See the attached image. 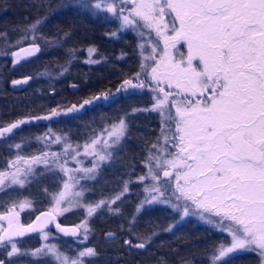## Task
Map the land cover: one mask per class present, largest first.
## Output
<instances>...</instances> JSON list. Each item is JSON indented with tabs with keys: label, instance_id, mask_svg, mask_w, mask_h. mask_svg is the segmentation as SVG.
<instances>
[{
	"label": "snow or ice",
	"instance_id": "6c2138e0",
	"mask_svg": "<svg viewBox=\"0 0 264 264\" xmlns=\"http://www.w3.org/2000/svg\"><path fill=\"white\" fill-rule=\"evenodd\" d=\"M74 6L93 16L103 13L105 18L118 21L117 29L109 34L112 37L125 29L138 34L141 62L117 92L135 94L129 90L149 89L151 107L132 111L153 112L160 117V133L147 148L144 160L147 172L137 178L141 183L150 180L151 184L143 189L146 195L135 208L129 231L142 210L156 204L169 205L180 220L198 216L227 234L226 241L205 254L209 264H231L236 256L246 253L257 254L259 264H264V0H75ZM47 18L37 17L30 24L12 29L20 35L17 45L31 37L29 47L11 53L14 63L21 60L22 54L40 51L36 34ZM70 36L71 32L65 31L51 41L42 35L39 39L59 43ZM0 37L8 47V33H0ZM181 46H186V51H181ZM87 51L91 57L97 49L90 46ZM26 82L15 80L13 84ZM114 95L101 92L78 106L53 108L44 116L0 124V139L7 142L21 126L79 112ZM129 132L128 123L120 118L91 137L82 146L83 153L79 151L81 145L73 148L61 136L49 139V133L36 139L46 144L63 143L61 153L41 151L29 157L17 153L6 159L0 170V192L13 186L25 188L45 175L59 179L55 190L43 189L51 207L32 223L25 225L20 220V211L32 208L31 199L2 205L0 253L5 258L0 264L5 260L15 264L13 258L21 257L37 258L33 264L43 260L85 264V258L99 256L94 247L70 256L56 244L44 243L35 249L18 245L23 244L22 238L38 231L47 241L49 233L44 227L73 209H82L85 219L70 228L59 223L55 227L64 236L81 241L88 239V221L93 216L102 211L122 215L119 206H112L128 193V184L133 181H123L120 192L112 197L89 202L85 200L91 190L80 182L97 179L102 165L116 162L113 153L122 150ZM7 147L20 150L22 145ZM81 156L92 157V166H68L70 161L82 164ZM41 164L44 171L37 170ZM178 223L164 231L171 232ZM155 235L158 233L153 231L143 240L136 237L140 242L135 245L130 240L124 243L129 248L145 249ZM106 237L115 238V233H106Z\"/></svg>",
	"mask_w": 264,
	"mask_h": 264
},
{
	"label": "trees",
	"instance_id": "16d2710c",
	"mask_svg": "<svg viewBox=\"0 0 264 264\" xmlns=\"http://www.w3.org/2000/svg\"><path fill=\"white\" fill-rule=\"evenodd\" d=\"M27 5L26 9L22 0L17 5L15 2L9 6L0 4V33L7 32L9 35L8 47H5V41L0 37V124L27 116H44L53 108L62 110L73 104L78 106L83 100L91 99L101 92L115 95L108 101L85 106L79 112L21 126V129L15 130L14 138L7 142L0 139V169L5 167L6 159H11L17 153L29 157L41 151L52 152L46 149L45 141L36 139L45 134L50 133L49 138L58 135L69 142L81 143L120 118L126 120L130 129L122 150L113 153L117 157L116 162L102 165L97 179L80 182L91 190L86 194L85 202H89L112 197L120 192L123 181H133L128 184V193L112 206H119L122 215L102 211L93 216L88 221L91 231L84 241L71 236L64 237L54 228L49 229L50 244H56L70 256H75L77 251L85 247H94L99 256L85 258V264H161L162 260L164 264H209L205 254L211 253L218 243L226 241L227 234L194 216L180 220L169 205L156 204L142 210L129 231V222L142 200L143 183L137 178L144 173L147 148L156 142L161 128L159 114L132 111L150 108L152 96L149 89L129 90L135 94L117 92L122 81L131 77L139 67L134 35L122 32L112 37L103 22H100V27L93 29L81 28L79 20L86 22L88 15L70 7L52 9L49 5L46 9L34 11L29 3ZM45 15L48 18L36 40L40 51L27 56L22 54L21 60L14 63L11 53L29 45L31 38L17 45L20 35L12 29L30 24L37 17ZM65 31H70L71 36L59 43L39 39L42 35L51 41L63 36ZM90 46L97 49L91 57L87 51ZM89 59L100 62L88 63ZM15 80L27 82L14 85ZM7 144H21L22 148L9 149ZM36 167L38 171H44V166ZM58 179L45 175L38 183L34 182L25 188L13 186L0 192V208L3 204L31 199L32 208L21 211L22 222L28 223L38 212L49 208L50 203L44 197L43 189L55 190ZM82 217V209H73L59 216L58 220L61 225L68 226L77 224ZM177 221L179 223L171 232L164 231ZM153 231L158 235L152 238L145 249L129 248L124 243L130 240L135 245ZM109 232L115 233V238H107L106 233ZM136 237H140V240ZM22 239L23 244L18 246L24 249H32L40 242L38 234ZM4 258L3 253H0V259ZM13 259L15 264H33L37 260L35 257ZM5 264H8L7 260ZM40 264L52 262L43 260ZM231 264H259V258L257 254L246 253L236 256Z\"/></svg>",
	"mask_w": 264,
	"mask_h": 264
},
{
	"label": "rangeland",
	"instance_id": "374dc122",
	"mask_svg": "<svg viewBox=\"0 0 264 264\" xmlns=\"http://www.w3.org/2000/svg\"><path fill=\"white\" fill-rule=\"evenodd\" d=\"M28 1V0H27ZM30 3H35V5H36V9L35 10H38V8H41V9H46L49 5H52V9H57V8H59V6H58V4H54V3H52V4H50V3H48V2H46V1H44V0H30ZM37 3L39 4L38 6H37ZM26 7V9L28 8V5L27 6H25ZM40 9V10H41ZM83 11H85L86 13H87V15H88V19H90L92 16H91V13L89 12V11H87V10H83ZM108 17V16H107ZM78 20V19H77ZM79 27H81V25H83V24H85V23H87V22H83L82 20H79ZM118 21H116V23H112V24H115L112 28H110V33L111 32H113V31H115L116 29H117V27H118ZM109 27H110V25H109ZM122 32H129V33H131V34H133L134 35V37L136 38V46H137V44L140 42V37L138 36V34L135 32V31H133V30H131V29H125V30H122ZM121 32V33H122ZM37 34H39V33H37ZM36 34V35H37ZM154 35V34H153ZM31 38V37H30ZM137 53H138V56H137V54H136V57L138 58V64H140V62H141V58H140V54H139V49L137 48ZM145 54H147V53H145ZM141 90V89H140ZM151 96H152V93H151ZM152 98H151V104H152ZM151 104H150V107H151ZM104 129V128H103ZM103 129H101L100 131H98L97 133H99V132H101ZM97 133H95L94 135H96ZM93 135V136H94ZM55 136H58V135H55ZM93 136H91V137H93ZM62 137V136H61ZM90 137V138H91ZM52 138H54V136H52L51 138H49V139H52ZM63 138V137H62ZM90 138H88L87 140H85V141H83V142H81V143H73V142H69L68 140H66L65 138V140L68 142V143H71L72 145H73V148H75L76 147V145H81V147H80V149H79V151L81 152V153H83V145L86 143V142H89L90 141ZM62 148H63V143H61V144H56V143H50V144H46V149H48V150H52V152H56V153H61L62 152ZM12 158H14V157H12ZM79 159H81L82 160V164H80V165H77V163L75 162V161H70V163H69V167H71V168H76V167H91L92 166V163H91V161H92V157H84V156H81ZM42 165V164H41ZM42 166H44V165H42ZM146 172H147V168L145 167V170H144V173L142 174V175H145L146 174ZM151 184V181L150 180H146V181H144L143 182V186H142V200L144 199V196L146 195L145 193H144V191H143V189H144V187H145V185H150ZM161 205H163V204H161ZM63 206V205H62ZM51 207V205L49 206V208ZM49 208L47 209V210H49ZM82 212H83V217H82V219H81V221L82 220H84L85 219V212L82 210ZM194 217H196V218H198V219H200L198 216H194ZM185 218H187V217H185ZM81 221H79L77 224H79V223H81ZM204 222V221H203ZM74 225H76V224H74ZM56 229V231H58L59 232V230L57 229V228H55ZM45 231V230H44ZM45 232H47V231H45ZM49 233V232H48ZM39 237H40V242H39V244L36 246V247H34V248H32V249H35V248H39L42 244H44V243H50L48 240L47 241H45L44 239H43V234L40 232L39 234ZM51 236V233H49V237ZM75 239H78L77 237H75ZM20 264V263H19ZM24 264V263H23Z\"/></svg>",
	"mask_w": 264,
	"mask_h": 264
},
{
	"label": "flooded vegetation",
	"instance_id": "af4514ba",
	"mask_svg": "<svg viewBox=\"0 0 264 264\" xmlns=\"http://www.w3.org/2000/svg\"><path fill=\"white\" fill-rule=\"evenodd\" d=\"M23 1V4H25V6H26V3H29L30 4V6H31V8H32V10H34V11H39L41 8H38V10H35L36 9V5H35V3H30V0H22ZM36 1V0H35ZM44 1H46V2H48V3H50V4H52V3H54V4H58V6L60 7V8H73V9H75V10H78V11H80V12H82V13H86L85 11H83L82 9H79L78 7H76V6H74L75 5V0H44ZM15 2V4L17 5V4H19V2H20V0H1V2H0V4L1 5H5V6H9V5H11L12 3H14ZM39 4L37 3V6H38ZM4 6V7H5ZM50 6H52V5H50ZM26 8V7H25ZM87 14V13H86ZM92 17L90 18V19H88L86 22L87 23H85V24H83V25H81V28H91V29H93V28H95V27H100V22H103V26L105 27V28H107L108 29V31L110 32V28H112L115 24H112V23H116V20L114 19V18H111L110 16H108L107 18H105V16H106V14H103V13H101V14H99V15H97V16H93V15H91ZM166 19H167V17H166ZM92 22V24H90ZM93 25V26H92ZM109 25H110V27H109ZM180 50L181 51H186V46H181L180 47ZM128 78V77H127ZM2 169H4V168H2ZM2 169H0V170H2ZM11 204V203H10ZM4 210V207H1L0 208V211H3ZM19 210V209H18ZM34 218V217H33ZM32 218V219H33ZM31 219V220H32ZM20 220H21V211H20ZM30 220V221H31ZM29 221V222H30ZM21 222H22V220H21ZM28 222V223H29ZM23 223V222H22ZM28 223H23V224H25V225H27ZM55 223H59L60 224V222H59V220H58V217L56 218V221L54 222V223H52V224H50L48 227H46V228H44V230L45 231H47V232H50L51 230H49V229H52V228H54V230H55V232H58V231H56V227H55ZM61 225V224H60ZM61 226H64V225H61ZM40 232L38 231V232H35V233H30V234H28L27 236H36V234H39ZM59 233V232H58ZM60 234H62V233H60ZM63 235V234H62ZM27 236H25V237H27ZM64 237H67V236H64Z\"/></svg>",
	"mask_w": 264,
	"mask_h": 264
},
{
	"label": "water",
	"instance_id": "95a60500",
	"mask_svg": "<svg viewBox=\"0 0 264 264\" xmlns=\"http://www.w3.org/2000/svg\"><path fill=\"white\" fill-rule=\"evenodd\" d=\"M27 47H29V45H27V46H24V48H27ZM46 211H48V210H42V211H40V212H38L35 216H34V218L29 222V223H32V222H34L35 220H36V217L38 216V215H40V213L41 212H46ZM43 219V218H42ZM28 223V224H29ZM52 224V223H51ZM50 224H47L44 228H46V227H48ZM74 225H70V226H63V227H73Z\"/></svg>",
	"mask_w": 264,
	"mask_h": 264
}]
</instances>
